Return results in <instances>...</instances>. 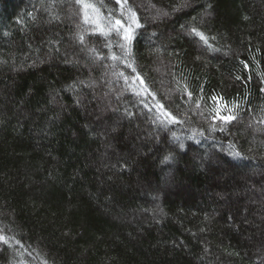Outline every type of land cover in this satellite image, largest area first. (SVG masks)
Returning a JSON list of instances; mask_svg holds the SVG:
<instances>
[{"label":"trees","instance_id":"obj_1","mask_svg":"<svg viewBox=\"0 0 264 264\" xmlns=\"http://www.w3.org/2000/svg\"><path fill=\"white\" fill-rule=\"evenodd\" d=\"M0 237V264H264V0H0Z\"/></svg>","mask_w":264,"mask_h":264},{"label":"snow or ice","instance_id":"obj_2","mask_svg":"<svg viewBox=\"0 0 264 264\" xmlns=\"http://www.w3.org/2000/svg\"><path fill=\"white\" fill-rule=\"evenodd\" d=\"M118 2H119V0H118ZM133 16H134V14H133ZM116 24L119 25L120 24V21H116ZM193 31H195V29H193ZM197 35H200L201 38L203 39V34L202 33H197ZM125 38L128 39V40H130L131 39V35L130 34H126V37ZM227 119H231V117H229ZM165 159H167V157ZM0 239H3V237H0ZM5 243H7L6 240H5Z\"/></svg>","mask_w":264,"mask_h":264},{"label":"rangeland","instance_id":"obj_3","mask_svg":"<svg viewBox=\"0 0 264 264\" xmlns=\"http://www.w3.org/2000/svg\"><path fill=\"white\" fill-rule=\"evenodd\" d=\"M90 14L93 16V18L96 17V14H95V13H91V12H90ZM131 20H133V19H130V22H129L130 24H132ZM133 24H134V22H133ZM128 31H129V30H128V27H126L124 32H125V33H128Z\"/></svg>","mask_w":264,"mask_h":264}]
</instances>
